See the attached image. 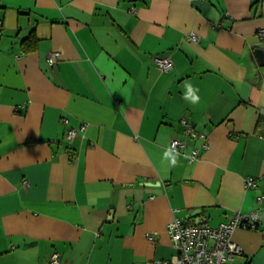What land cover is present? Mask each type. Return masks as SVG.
I'll return each instance as SVG.
<instances>
[{"label": "crops", "instance_id": "0c3cea01", "mask_svg": "<svg viewBox=\"0 0 264 264\" xmlns=\"http://www.w3.org/2000/svg\"><path fill=\"white\" fill-rule=\"evenodd\" d=\"M263 29L264 0H0V264L170 258L175 217L253 210L229 264H264Z\"/></svg>", "mask_w": 264, "mask_h": 264}, {"label": "built area", "instance_id": "2783aa9c", "mask_svg": "<svg viewBox=\"0 0 264 264\" xmlns=\"http://www.w3.org/2000/svg\"><path fill=\"white\" fill-rule=\"evenodd\" d=\"M264 35V29L261 32ZM197 38V37H195ZM59 50H53L48 54V62L53 65L60 59ZM155 63L163 70H171L174 62L169 56H155ZM181 122L188 137H196L199 134L192 122L183 117ZM77 134L76 129L68 131V138L72 140ZM187 147V139L173 136L170 149L173 152ZM199 155V149L192 150L190 158L194 160ZM256 182L251 179L248 186H254ZM263 212L253 210L247 213H237L229 221L218 226H210L205 223H190L186 219L175 217L168 224L176 254L170 258L148 259L136 264H229L236 255L242 254V247L234 241L233 233L238 228L256 229L263 218ZM155 236H150L154 239ZM51 264H61V255L54 252L50 259Z\"/></svg>", "mask_w": 264, "mask_h": 264}, {"label": "clouds", "instance_id": "9594fccd", "mask_svg": "<svg viewBox=\"0 0 264 264\" xmlns=\"http://www.w3.org/2000/svg\"><path fill=\"white\" fill-rule=\"evenodd\" d=\"M187 88H188V91L185 93L184 99L189 100L192 103H197L199 100V97L198 95H196V91L193 89V87L190 84L187 86ZM165 156L171 158V163L173 165L176 163L175 156L172 155L170 152H166Z\"/></svg>", "mask_w": 264, "mask_h": 264}, {"label": "water", "instance_id": "95a60500", "mask_svg": "<svg viewBox=\"0 0 264 264\" xmlns=\"http://www.w3.org/2000/svg\"><path fill=\"white\" fill-rule=\"evenodd\" d=\"M255 54L260 64L264 66V50L262 48H256ZM195 214H196V211H193L192 215H195Z\"/></svg>", "mask_w": 264, "mask_h": 264}, {"label": "trees", "instance_id": "16d2710c", "mask_svg": "<svg viewBox=\"0 0 264 264\" xmlns=\"http://www.w3.org/2000/svg\"><path fill=\"white\" fill-rule=\"evenodd\" d=\"M34 40H36V37L32 35L30 41H34ZM34 42H35V41H34ZM260 119H261V118H260Z\"/></svg>", "mask_w": 264, "mask_h": 264}]
</instances>
